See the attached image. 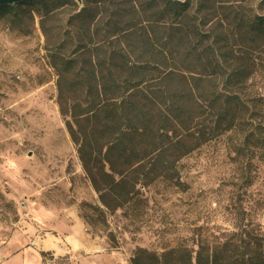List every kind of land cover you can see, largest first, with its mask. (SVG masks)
Masks as SVG:
<instances>
[{
	"label": "rangeland",
	"instance_id": "obj_1",
	"mask_svg": "<svg viewBox=\"0 0 264 264\" xmlns=\"http://www.w3.org/2000/svg\"><path fill=\"white\" fill-rule=\"evenodd\" d=\"M72 1L76 7L66 4L41 21L26 13L21 26L0 18V249L29 232L62 229L75 216L105 245L100 254L106 264H130L137 250L159 257L176 248L194 252L199 244L243 231L264 233V149L237 156L231 149L234 136L203 144L191 138L209 123L207 110L202 113V94L230 90H224L221 77L198 68L196 62L206 57L202 47L219 48L227 63L223 73L234 67L245 70L249 77L236 87L242 102L250 106L251 99L264 100V40L248 43L242 31L249 18H264V0H189L191 10L177 24L158 22L166 44L147 48L134 40L124 42L126 33L121 32L130 25L138 35L149 30L152 10L140 5L149 0ZM83 7L90 9L94 26L117 16L122 24L113 39L120 40L128 65L145 67L152 84L172 72V85L191 90L194 99L187 97L185 106L195 112L192 117L200 115L193 122L197 127L182 135L181 152L187 154L168 157L169 170L159 177L148 162L140 164L148 176L120 207L105 208L82 169L58 110L56 76L47 59L54 44L63 54L75 51L67 21ZM194 31L204 34L202 43ZM98 40L96 36L93 43ZM111 41L103 44L105 49L115 46ZM262 121L264 127V115Z\"/></svg>",
	"mask_w": 264,
	"mask_h": 264
},
{
	"label": "trees",
	"instance_id": "obj_2",
	"mask_svg": "<svg viewBox=\"0 0 264 264\" xmlns=\"http://www.w3.org/2000/svg\"><path fill=\"white\" fill-rule=\"evenodd\" d=\"M66 4L76 7L72 0H26L13 6H0V18L21 26L26 13L30 19L35 14L41 21ZM140 5L152 10L154 21L148 26L149 30L138 35L133 29L135 26L129 23L121 33H126L124 42L134 40L132 42L146 48L166 44L158 22L172 20L177 24L192 7L189 0H149ZM120 21L113 16L94 26L90 9L83 7L67 21L74 30L69 40L75 51L63 54L55 49L57 44L47 49L49 66L56 76L58 110L77 147L82 169L105 208L120 207L137 194L135 187L142 186L148 176L140 164L148 162L155 177H159L161 172L169 170L168 157L187 154L181 152L185 147L182 135L196 128L193 122L200 117H192L195 112L185 106V99L189 97L193 101V95L191 90H179L172 85V72L152 84L145 67L128 65L127 53L119 47L120 40L113 39L122 24ZM242 28L248 43L264 40L263 17L249 18ZM193 33L201 38V43L204 41V34ZM96 36L99 40L95 44ZM111 38L115 46L107 50L103 44ZM202 48L206 57L196 62L198 68L208 75L221 77L224 90L227 87L230 90L202 94L200 98L205 105L202 113L208 112L209 123L197 131L192 140L203 144L229 135V138L235 137L231 149L237 156L244 150L247 154L263 151L264 100L251 99L250 106L242 102L236 87L249 77L245 70L234 67L229 73H223L227 63L220 59L219 48L216 52L209 45ZM209 53L211 55L207 56ZM196 114H201L199 109ZM135 164L138 166L133 168ZM252 230L199 244L194 252L176 248L156 257L137 250L130 264H264V233Z\"/></svg>",
	"mask_w": 264,
	"mask_h": 264
},
{
	"label": "crops",
	"instance_id": "obj_3",
	"mask_svg": "<svg viewBox=\"0 0 264 264\" xmlns=\"http://www.w3.org/2000/svg\"><path fill=\"white\" fill-rule=\"evenodd\" d=\"M104 249L103 242L92 237L75 216L62 229L42 235L29 232L6 243L0 249V264H49L45 257L65 259L66 264H106L100 254Z\"/></svg>",
	"mask_w": 264,
	"mask_h": 264
},
{
	"label": "water",
	"instance_id": "obj_4",
	"mask_svg": "<svg viewBox=\"0 0 264 264\" xmlns=\"http://www.w3.org/2000/svg\"><path fill=\"white\" fill-rule=\"evenodd\" d=\"M26 0H0V6L5 7V6H13L20 4V2H24ZM76 3L80 4L81 0H74Z\"/></svg>",
	"mask_w": 264,
	"mask_h": 264
}]
</instances>
